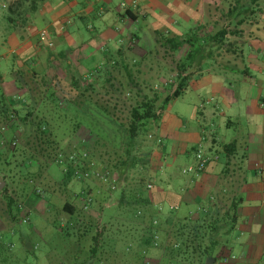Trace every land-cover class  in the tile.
<instances>
[{
  "label": "trees",
  "instance_id": "16d2710c",
  "mask_svg": "<svg viewBox=\"0 0 264 264\" xmlns=\"http://www.w3.org/2000/svg\"><path fill=\"white\" fill-rule=\"evenodd\" d=\"M39 1L43 0H16L11 7L21 8L29 2L35 8ZM239 1V14H235V20L240 17L237 24L241 27L256 11L245 5L243 0ZM250 1V5H257V0ZM234 11L238 12L236 7L229 9L230 18ZM228 35L232 37L228 38ZM244 35L241 30L228 32L223 29L210 35L196 32L183 39H160L154 42L155 52L148 50L140 57L133 53L131 45H127L111 54L103 69L96 70L87 78L74 79L69 71L64 70L62 79L68 80L65 84H62L60 76L50 79L33 72L28 105L16 109L0 98V130L9 126L13 133L16 131L11 140L0 135V141L4 140L0 151L3 155L11 154L10 151L16 150L15 137H20L26 153L23 166L28 168L25 185L33 187L32 178L42 179L43 170L49 165L60 167L65 186L72 180L85 182L74 175L75 168H81L75 164L77 161L62 168L56 163V156L87 150L90 161L109 171L115 179L114 191L95 182L111 194H117L104 226L115 213H120L130 228L122 246L125 258L122 264H150L148 254L153 250L160 253L158 264H205L207 259L214 262L226 260L232 249L229 237L237 226L238 211L244 200L243 188L248 172V146L244 139L235 138L223 145L225 164L218 175L217 186L206 206L200 207L192 217L179 216L174 211L165 214L154 208L152 193L147 186L153 149L160 141L152 132L153 125L171 102L188 91L191 76L202 73L205 61L223 60L230 68L240 67L238 62L244 64V43L238 42H244ZM256 39L255 33L249 32L245 41ZM185 47L189 52L174 69L160 65L158 58L163 56L160 51L164 52L163 58H167L170 52L174 55ZM164 71L172 73L168 81L161 78ZM212 72L216 71L212 69ZM250 74L245 66L238 69L237 75L251 78ZM57 129L72 135L85 129L89 139L81 145V151L79 145L62 149L56 141ZM80 191L82 207L85 208L84 202L90 198L92 202L87 210L92 211L94 197L83 192L85 189ZM6 208L13 221L22 214L12 196H6ZM61 214L67 222L65 227H61L58 217L54 222L56 229L66 236H73L77 246L83 245L82 251H85L84 244L89 242L88 258L81 260V256L75 254L77 259L71 264H109L115 252L110 244L113 239L105 234L104 226L96 232L100 218H96L97 222L91 219L85 224L79 223L71 201L65 202Z\"/></svg>",
  "mask_w": 264,
  "mask_h": 264
},
{
  "label": "crops",
  "instance_id": "0c3cea01",
  "mask_svg": "<svg viewBox=\"0 0 264 264\" xmlns=\"http://www.w3.org/2000/svg\"><path fill=\"white\" fill-rule=\"evenodd\" d=\"M15 1L0 0V13L3 7H7L8 11L6 16L2 18L0 16V43L1 45H16L15 49L8 50L0 57V63L3 65V72L0 71V98L2 97L6 103L16 109L28 105L31 101L29 89L33 86L32 79H30L33 72L49 78L60 76L62 84L68 83L67 78L62 79L64 70L69 71L73 77L74 71L87 64H93L99 69L100 63L105 65L111 54L122 50L127 45H131L133 53L140 57L146 52L140 46L146 40L153 39L154 42L160 39L177 40L199 32L197 29L195 31L190 21L195 15L201 17L202 25L199 30L205 35L223 29L228 32L235 31V29L241 30L237 24L240 17L238 16L235 20V14H239V0H136V8L131 6L133 0H43L37 2L35 8L31 7L29 2H25L21 8L17 9L11 7ZM231 7H236L238 12L234 11L230 18L228 11ZM5 20L7 23H4ZM28 21L32 23L29 26V34L26 36L24 32L25 36H22V42L17 46L16 37L17 32L20 31L17 27L21 29L22 25ZM259 21L264 23V14ZM36 23L46 25L44 31L54 43L52 49L46 46V39L39 37V32L32 34L35 26L38 25ZM255 25L249 26L244 35V42L238 40L239 44L244 43L242 49L244 64L238 62L240 67L230 68L223 60L213 62L219 65L220 70L222 68L232 69L231 75L234 77L238 74V69L249 66L254 71L250 75L254 79L253 88L256 89L252 94L253 98L250 97L252 104L246 116L247 124L251 125L247 170L251 171L253 176L246 179L243 188L244 200L238 211L239 217L240 215L247 217L240 227V233L247 235L248 238L245 241L235 240L229 253L230 257H235V259L232 261L229 257L221 260L222 264H248L249 261L264 264V258L257 259L258 254L264 253V64L258 61V56L264 54V42H260L258 38L245 41L249 32L254 31ZM231 37L228 35V38ZM236 49L239 52V49ZM160 52L164 56V52ZM188 52V47H185L174 55L170 52L167 58L159 57L158 61L161 66L174 69L176 63ZM209 62L205 61L202 68ZM206 69L204 68L202 73H194L191 76L189 89H210L214 101L218 99L215 110H208L205 107L195 110V114L210 127V122L213 121L211 119L220 108L218 106L224 104L226 108H231L233 107L231 102L237 101L238 97L234 100L235 94L226 87L228 83L225 75L220 72L213 73L212 68ZM8 75L13 76L14 79L7 80ZM226 75L230 74L226 73ZM88 76V73H84L80 75V78ZM164 113L160 117H163ZM179 119L177 115L176 120L180 124ZM156 124L153 125L152 132L161 142L157 144V148L153 149L152 154V175L149 183L152 185L153 205L162 213L174 211L179 215L184 206L199 201L203 196L204 188L209 183L207 176L210 177L218 170L219 159L217 150L214 149V146L218 145V139L214 133L210 134L208 139L203 133L199 134L200 140L195 154L200 150L198 147L201 146L202 141H208L204 154L207 160L206 168L193 177L178 180L176 179L178 176L175 175L176 165L170 159L177 158L180 154L184 155V147H175V144L171 147L163 146V139L156 130L159 128ZM5 128L4 131L0 130V135L8 140L13 139L15 132L9 130V126ZM190 135L193 134L190 133ZM211 137L214 138L211 142L214 144L213 147L210 145ZM0 152V158L8 157V155H3L2 151ZM157 158L162 163L161 167L155 164ZM80 183L84 184V182ZM83 189H86L83 191L85 193L91 195L94 193L92 187L85 186ZM81 193L82 191L71 192V205L76 209L75 217L78 222L81 221V214L85 212L80 199ZM48 208L51 209L50 206ZM58 222L61 227H65L67 219L60 215ZM236 244L240 248L237 254L234 253ZM1 246L2 244H0V252L3 250Z\"/></svg>",
  "mask_w": 264,
  "mask_h": 264
},
{
  "label": "rangeland",
  "instance_id": "374dc122",
  "mask_svg": "<svg viewBox=\"0 0 264 264\" xmlns=\"http://www.w3.org/2000/svg\"><path fill=\"white\" fill-rule=\"evenodd\" d=\"M243 1L245 5H249L250 9L256 12L241 26V31L246 33L249 26L256 24L253 31L255 37L258 38L260 42H264V23L259 21L262 14H264V0H257V5H255V7L253 4L250 5V0ZM244 10L245 9L242 11ZM0 14L1 18L4 15L6 16L8 14L7 7H3ZM244 14L245 12L243 15ZM191 18L190 21L192 26L195 31L197 29L200 33L201 30H199V28L202 25L201 17L195 15ZM4 23H7L6 20ZM30 25H32V23L28 21V23L22 25L21 29L17 27V29L20 30L17 32L16 37L18 40L17 46L22 42V36H25L24 32H26V36L29 34L28 30ZM45 26V24L39 23L35 26L32 34L33 32H39L38 34H40L45 30ZM140 46L143 47L144 51L151 50L155 52V49H157L153 39L144 41ZM15 48L16 45H1L0 43V57L6 54L8 50ZM246 49L249 50V48ZM153 55L157 57V54ZM136 56H138V54H136ZM258 61L264 64V54L258 56ZM102 65L101 63L99 64V70L104 68V65ZM2 66V63H0L1 72H3ZM247 67L249 68V66ZM204 68H212L213 71L217 73H219L218 70H220L219 65L213 62H209ZM96 70L98 69L95 65L87 64L74 71L73 77L80 78V75L84 73L91 75ZM223 70L224 72L222 73L230 74L226 75L225 78L228 83L226 87L235 94L234 100H236L237 97L238 99L235 102H231L233 105L231 108H226L224 104H220V106H218L220 108L215 112L214 118L211 119L213 121L212 123L210 122V127L202 118L195 114L196 109L199 110L204 107L208 110H215V107L218 105V99L214 101V96L210 89H188L182 97L168 105V108L164 111L163 117L157 120L156 125H158L159 128L156 130H158L159 134L162 136L163 146L167 147L169 145L171 147L172 144H175V147H184V155L180 154L177 158L174 157L170 159L176 165L175 175L178 176V178H176L178 180L195 176L193 173L184 174L183 171L187 170L190 166L194 167L196 163L195 149L199 144V134L203 133L206 139H208L210 134L214 133L218 139V145L214 146V149L217 150L219 159L218 170L211 174L210 177L207 176L209 178V183L206 185L207 187L204 188L203 196L199 201L182 208L180 214L183 216L192 217L197 212L200 205L206 206L210 194L213 193L217 186L218 175L224 168L225 156L223 153V145L230 143L235 138H242V140L244 139L247 142V146L249 145L251 125L247 124L248 118L246 116L252 104V94L256 91V89L253 88L254 79L252 77L248 78L246 75H236V77H234L231 75L233 72L229 71V69ZM249 70L250 73L254 72L250 68ZM171 76L172 73L170 71H164L161 78L168 81ZM52 77L53 76H50V79H52ZM6 79L12 81L14 77L8 75ZM230 96L232 95L230 94ZM41 106L44 108V105ZM41 106L39 108H41ZM177 115L180 117V124L176 120ZM58 124L61 123L58 122ZM190 133L193 135H190ZM56 136V141L60 148L68 149L79 145L80 151L82 150L81 145H84L89 139L85 129L80 130L75 135L57 129ZM15 138H17L15 139L17 141L16 150L10 151L11 154L8 155L6 161L4 159L0 160V182L4 183V186L0 189V244H2L1 247L3 248L0 252V264H71L76 261L77 258L75 257L77 256H81V260H86L89 256V253H87L89 242L83 243L86 252L82 251L81 248L83 245L77 246L74 243V237L62 234V232L56 229L54 222L62 215L61 209L65 202L71 201V192L76 193L85 188V186H88L93 188L92 190L94 193L92 196L94 197L95 204L91 207L92 212L91 210H84L85 212L81 214V221H79V223L85 224L91 219H95L97 222L96 218H100L98 219L99 226L96 230V232H100V229H102L101 227L104 226L105 218L108 219V211L111 205H114L117 194H111L108 189L99 186L95 181H85L84 184L86 185L83 186V183L72 180L65 186L62 180L61 169L56 165L47 166L45 170H43L42 179L32 178L34 182L32 185L33 187H31V185H25L24 179L28 176V168L23 166V163H26V153L23 151V144L20 141V137ZM212 140H214L213 137L210 138L211 147L214 145L211 144ZM207 144L208 141L206 142L205 140L202 141L201 146L198 147L203 154H205L207 150ZM82 151L87 152L85 149ZM155 164L158 167L162 166L158 158L155 160ZM247 164L248 163H246V167ZM151 173L152 171H150V176L152 175ZM251 176H253V173L248 171L247 177L250 178ZM157 184L160 185V182L157 181ZM6 196H12L17 201V205L21 208L20 211H22V214L16 221L11 220L8 216ZM48 206L51 207L50 210ZM101 207H103L104 210ZM90 213L91 215H89ZM180 214L179 216H181ZM25 220H27V222ZM246 220L247 217L240 215L237 226L229 237L232 244L235 240L245 241L248 238L247 235H241L240 233V227ZM125 222L126 221L120 216V213H115L112 218L109 219V223L104 226V229H106L105 234L108 238L110 237L113 239V242L110 244L114 246L115 250L114 256L110 257L111 261L109 264H122V262H124L123 260L125 258L122 255V246L124 245V239L125 241L127 240L125 238V236L128 235L126 232H130V228L125 225ZM73 235H75V233ZM238 246L236 244V248H234L235 254L240 251ZM75 254H77V256H75ZM259 257L264 258V253L258 254L257 259H259ZM233 259H235V257L231 256L230 260L233 261ZM159 260L160 253L158 251L153 250L149 252L147 261L150 264H158ZM249 262L248 264H255L254 261ZM214 263L213 261L212 264ZM215 264H222V262L218 260Z\"/></svg>",
  "mask_w": 264,
  "mask_h": 264
},
{
  "label": "built area",
  "instance_id": "2783aa9c",
  "mask_svg": "<svg viewBox=\"0 0 264 264\" xmlns=\"http://www.w3.org/2000/svg\"><path fill=\"white\" fill-rule=\"evenodd\" d=\"M132 8H136L137 2L136 0H133L131 4ZM39 37L41 39H46L47 40V47L49 49H52L54 46V43L51 39L48 37V33L46 31H42L39 34ZM5 129H2L4 131ZM4 140L0 141V146L3 145ZM160 143V141H158ZM196 165L194 167H189L187 170H184L183 173H193L195 175L203 172L206 168L207 160L204 157V154L201 150H198L196 156ZM77 161V162H76ZM79 164L81 168H75L74 170V175L78 180L82 181H98L104 185H106L110 190L114 191L116 186H115V179L114 177L110 174L109 171L105 170L104 168L96 165L95 162L90 161L89 155L87 152L82 151V152H72L69 153L68 155H63L62 153H59L56 156V163H58L62 168L63 166H67V164L74 163ZM67 171V169H64ZM147 188L149 190L152 189V185L149 183ZM92 202L90 198L84 202V209H88L89 204ZM27 222V220H25ZM24 221V222H25Z\"/></svg>",
  "mask_w": 264,
  "mask_h": 264
},
{
  "label": "water",
  "instance_id": "95a60500",
  "mask_svg": "<svg viewBox=\"0 0 264 264\" xmlns=\"http://www.w3.org/2000/svg\"><path fill=\"white\" fill-rule=\"evenodd\" d=\"M4 186L3 182H0V189ZM213 260L207 259L205 264H212Z\"/></svg>",
  "mask_w": 264,
  "mask_h": 264
}]
</instances>
